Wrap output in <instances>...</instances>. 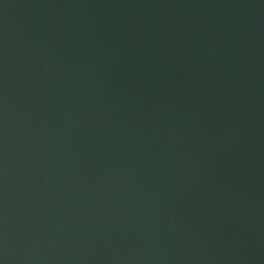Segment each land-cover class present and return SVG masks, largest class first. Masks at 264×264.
Returning <instances> with one entry per match:
<instances>
[{"label": "water", "instance_id": "water-1", "mask_svg": "<svg viewBox=\"0 0 264 264\" xmlns=\"http://www.w3.org/2000/svg\"><path fill=\"white\" fill-rule=\"evenodd\" d=\"M0 264H264V0H0Z\"/></svg>", "mask_w": 264, "mask_h": 264}]
</instances>
